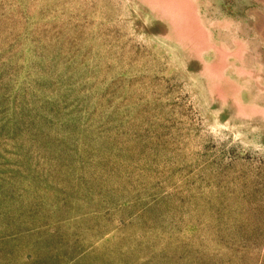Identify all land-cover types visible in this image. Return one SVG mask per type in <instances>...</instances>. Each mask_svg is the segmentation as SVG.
I'll return each instance as SVG.
<instances>
[{"label": "rangeland", "instance_id": "obj_1", "mask_svg": "<svg viewBox=\"0 0 264 264\" xmlns=\"http://www.w3.org/2000/svg\"><path fill=\"white\" fill-rule=\"evenodd\" d=\"M0 264H264V0H0Z\"/></svg>", "mask_w": 264, "mask_h": 264}]
</instances>
